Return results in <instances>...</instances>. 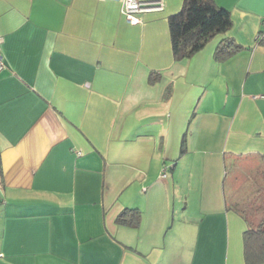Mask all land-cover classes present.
Here are the masks:
<instances>
[{"label": "crops", "instance_id": "1", "mask_svg": "<svg viewBox=\"0 0 264 264\" xmlns=\"http://www.w3.org/2000/svg\"><path fill=\"white\" fill-rule=\"evenodd\" d=\"M165 1L131 24L123 0H0V264H246L264 184L249 200L237 185L264 163V0H214L232 27L180 61L184 0ZM223 38L240 49L219 60Z\"/></svg>", "mask_w": 264, "mask_h": 264}, {"label": "trees", "instance_id": "2", "mask_svg": "<svg viewBox=\"0 0 264 264\" xmlns=\"http://www.w3.org/2000/svg\"><path fill=\"white\" fill-rule=\"evenodd\" d=\"M231 27L230 12L218 6L214 0H184L182 9L178 13L169 16L171 43L175 60L180 61L193 56L201 51L214 37L226 33ZM238 49H240V46L232 39L223 38L216 48V57L219 60H224ZM159 78V74L152 72L149 76V83L154 84ZM140 217L141 212L139 209L126 208L118 215L117 220L129 225H138ZM243 241L245 263L263 264L264 216L257 225L248 223V229L243 234Z\"/></svg>", "mask_w": 264, "mask_h": 264}, {"label": "rangeland", "instance_id": "3", "mask_svg": "<svg viewBox=\"0 0 264 264\" xmlns=\"http://www.w3.org/2000/svg\"><path fill=\"white\" fill-rule=\"evenodd\" d=\"M260 164H258L259 166ZM227 168V174L229 179L232 177V175H235L234 169H233V164L228 162L226 164ZM254 165L253 164H244L243 167L238 171V176L240 181L238 182V193L242 195V197H246V199L249 200L252 196H254L255 189L258 187H261V185L264 184V163H262L259 167H255L253 169ZM231 181V180H230ZM230 182L228 180L227 186H229ZM262 191V190H261ZM229 192V190H228ZM229 195V193H228ZM249 195V196H248ZM259 197L256 200H253L254 203L261 208V210L256 209L257 215L259 220H255V224H257L261 218L264 216V191L258 195ZM261 205V206H260ZM246 214L250 215L252 212L251 206L247 208H242Z\"/></svg>", "mask_w": 264, "mask_h": 264}, {"label": "built area", "instance_id": "4", "mask_svg": "<svg viewBox=\"0 0 264 264\" xmlns=\"http://www.w3.org/2000/svg\"><path fill=\"white\" fill-rule=\"evenodd\" d=\"M123 15L128 23L136 24L143 21V15L148 12H162L166 8L165 0H123ZM257 43L264 44V32L257 35ZM5 63L0 54V71L4 70ZM165 176V174H163Z\"/></svg>", "mask_w": 264, "mask_h": 264}]
</instances>
